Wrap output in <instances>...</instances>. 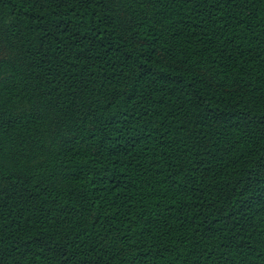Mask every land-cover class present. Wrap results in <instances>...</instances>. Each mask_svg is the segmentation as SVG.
Segmentation results:
<instances>
[{
  "label": "trees",
  "instance_id": "1",
  "mask_svg": "<svg viewBox=\"0 0 264 264\" xmlns=\"http://www.w3.org/2000/svg\"><path fill=\"white\" fill-rule=\"evenodd\" d=\"M0 264H264V0H0Z\"/></svg>",
  "mask_w": 264,
  "mask_h": 264
}]
</instances>
